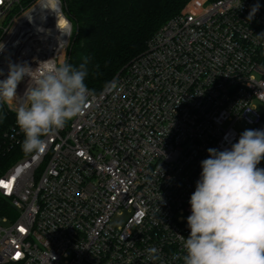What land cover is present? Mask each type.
Segmentation results:
<instances>
[{
	"label": "built area",
	"instance_id": "1",
	"mask_svg": "<svg viewBox=\"0 0 264 264\" xmlns=\"http://www.w3.org/2000/svg\"><path fill=\"white\" fill-rule=\"evenodd\" d=\"M0 31V64L68 60L65 0H0ZM112 80L115 90L94 93L81 114L42 137V155L8 162L24 135L16 120L4 132L0 264H183L172 255L182 247L177 234H190L189 200L207 149H230L237 126L264 130V0H189ZM28 83L16 89L19 102ZM0 104L15 112V103ZM150 247L160 261L149 260Z\"/></svg>",
	"mask_w": 264,
	"mask_h": 264
},
{
	"label": "clouds",
	"instance_id": "2",
	"mask_svg": "<svg viewBox=\"0 0 264 264\" xmlns=\"http://www.w3.org/2000/svg\"><path fill=\"white\" fill-rule=\"evenodd\" d=\"M241 3L238 7H241ZM255 4L247 19L259 10ZM58 26V25H57ZM70 24L62 30L68 34ZM4 45L0 44V51ZM90 57L78 67L66 60L49 59L33 69L26 62L9 63L7 78L0 80V103H15L16 124L23 133L25 153L42 155L47 139L81 114L94 95L86 83ZM96 65L93 72H97ZM0 70V75H3ZM25 77L29 83L19 102L16 89ZM117 88L106 82L105 92ZM202 171L189 203L188 238L178 235L182 247L172 260L183 264H264V130H245L230 149H207ZM162 170V169H161ZM151 261H160L159 249H147Z\"/></svg>",
	"mask_w": 264,
	"mask_h": 264
},
{
	"label": "trees",
	"instance_id": "3",
	"mask_svg": "<svg viewBox=\"0 0 264 264\" xmlns=\"http://www.w3.org/2000/svg\"><path fill=\"white\" fill-rule=\"evenodd\" d=\"M65 1L66 14L73 24L67 62L78 67L84 57H90L85 83L98 93L106 82L146 50L151 37L189 0ZM96 65H99L98 71H91ZM15 120V112L0 104L1 143L4 132L10 130ZM6 154L11 162L23 151L10 148Z\"/></svg>",
	"mask_w": 264,
	"mask_h": 264
},
{
	"label": "rangeland",
	"instance_id": "4",
	"mask_svg": "<svg viewBox=\"0 0 264 264\" xmlns=\"http://www.w3.org/2000/svg\"><path fill=\"white\" fill-rule=\"evenodd\" d=\"M238 130V132H240V134H242L243 131H245L242 127L237 126L236 128ZM129 216L128 211H123L121 214L115 215V218L113 220L114 225L117 227H120L124 221L127 219V217Z\"/></svg>",
	"mask_w": 264,
	"mask_h": 264
},
{
	"label": "bare ground",
	"instance_id": "5",
	"mask_svg": "<svg viewBox=\"0 0 264 264\" xmlns=\"http://www.w3.org/2000/svg\"><path fill=\"white\" fill-rule=\"evenodd\" d=\"M49 3V2H48ZM51 3V7H54L52 6L54 4V2H50ZM46 4V3H45ZM60 21V20H59ZM32 30L33 32H37L38 30H40L42 28V23L40 24H37V21L34 19L32 20Z\"/></svg>",
	"mask_w": 264,
	"mask_h": 264
},
{
	"label": "water",
	"instance_id": "6",
	"mask_svg": "<svg viewBox=\"0 0 264 264\" xmlns=\"http://www.w3.org/2000/svg\"><path fill=\"white\" fill-rule=\"evenodd\" d=\"M8 65L9 64L7 62H5L4 64H0V70L3 71V73H4L3 75H5L8 72ZM3 75H0V77Z\"/></svg>",
	"mask_w": 264,
	"mask_h": 264
},
{
	"label": "snow or ice",
	"instance_id": "7",
	"mask_svg": "<svg viewBox=\"0 0 264 264\" xmlns=\"http://www.w3.org/2000/svg\"><path fill=\"white\" fill-rule=\"evenodd\" d=\"M0 186H5L6 187L7 185H0Z\"/></svg>",
	"mask_w": 264,
	"mask_h": 264
}]
</instances>
